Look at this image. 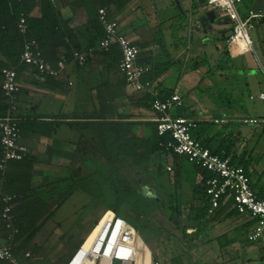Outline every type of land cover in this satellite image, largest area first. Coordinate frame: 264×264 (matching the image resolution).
<instances>
[{
  "label": "crops",
  "instance_id": "crops-1",
  "mask_svg": "<svg viewBox=\"0 0 264 264\" xmlns=\"http://www.w3.org/2000/svg\"><path fill=\"white\" fill-rule=\"evenodd\" d=\"M95 1L52 0L63 22L64 41L43 53L53 65L65 61L66 69L58 79L41 76L30 67L18 76L21 91L16 105L23 123L20 144L29 150V158L24 164L9 162L6 172L0 171V239L8 238L1 220L3 195L21 192L14 203L17 218L27 217V222L34 220L39 225L53 215L25 249H19L24 240L14 242V249L20 250L17 258L21 264H57L47 243L40 242L43 232L63 201L76 192L73 180L89 176L97 161L104 162L94 146L96 131L88 124L122 123L131 154L125 159L124 172L158 206L150 220L168 235L169 243L162 246L165 261L161 262L139 234L140 260H145L139 264H264V243L249 240L256 220L239 215L231 196L214 215L197 219L204 208L207 183L195 165L163 151L136 163L135 158L147 153L144 142L157 132V114L145 106L148 94H138L127 86L118 68L121 57L115 60L98 52L84 65L77 62L79 54L97 48L103 39V32L96 28ZM37 2L31 16L40 19L42 4ZM107 9L109 19L140 48L139 63L152 68L145 80L154 83L157 97L178 93L184 101L180 116L215 125L206 137L213 151L235 166L250 162L252 187L257 194L264 191V154L255 155L264 125L248 124L252 126L247 131L236 126L241 121L264 120L262 113L243 101L247 97L264 102L263 19L250 34L253 48L249 50L232 41V23L207 1L111 0ZM238 10L244 19L250 12L264 16V0H241ZM210 12L215 13L212 20ZM5 62L0 52V65ZM1 71L0 67V86ZM217 120L226 123L216 124ZM40 203V211L31 216L30 210ZM101 212L96 226L106 213L102 207ZM93 231L74 251L61 255V264L69 261ZM26 253L31 254L30 259L25 258Z\"/></svg>",
  "mask_w": 264,
  "mask_h": 264
},
{
  "label": "built area",
  "instance_id": "built-area-1",
  "mask_svg": "<svg viewBox=\"0 0 264 264\" xmlns=\"http://www.w3.org/2000/svg\"><path fill=\"white\" fill-rule=\"evenodd\" d=\"M101 1V0H97ZM201 2L202 0H195ZM241 0H207L212 10H219L223 17L228 18L233 25L232 41L242 44L252 50L253 44L250 31L256 27L264 16L250 12L244 19L238 10ZM98 20L102 25L105 36L99 46L90 47L77 56L79 65H84L88 59L98 52L107 53L113 47L121 52L119 72L124 77L127 86L138 94H151L155 97L152 110L157 114V131L165 141L160 146L168 153L184 157L186 160L210 174L207 181L206 195L210 201L209 214L214 215L220 209L223 198L231 196L233 207L239 215H249L256 220L255 228L249 235L251 242L264 243V200L257 197L252 189V180L244 167L235 166L227 159L214 155L192 133L199 123L184 116L174 114L180 110L184 101L175 93L162 101L155 94V85L146 81L145 77L152 72L149 65L140 64V48L125 34L117 22L109 19L108 9L98 10ZM19 33L26 37L28 34L27 20L22 15L18 23ZM21 64L34 69L39 75L58 79L66 69L65 61L56 65L50 63L36 40L26 39L21 56ZM1 90L6 104V110L0 117V171L5 173L9 162H22L29 155V150L20 144L21 119L18 117L16 97L21 91L18 83L17 70L4 68L1 71ZM263 98V97H262ZM216 124L224 125L226 120H217ZM246 124H264V120H246ZM169 171L171 169L169 168ZM16 195H3L4 209L1 215L3 227L7 232V244L0 246V262L6 264H21L14 252V242L20 231L16 226L14 203ZM95 234L90 243L88 240L78 248L66 264H86L90 257H94V264H135L140 256V237L136 228L124 218L111 212H106L95 227ZM30 259L31 254L26 253ZM153 264H160L154 262Z\"/></svg>",
  "mask_w": 264,
  "mask_h": 264
},
{
  "label": "trees",
  "instance_id": "trees-1",
  "mask_svg": "<svg viewBox=\"0 0 264 264\" xmlns=\"http://www.w3.org/2000/svg\"><path fill=\"white\" fill-rule=\"evenodd\" d=\"M110 1L111 0L95 1L97 11L101 7L108 8ZM205 1L207 0H202L201 2L205 3ZM41 4L42 17L37 19L31 16L38 5L37 0H0V52L6 60L5 63H1V69L14 68L17 70V74L19 76L21 71L28 67L27 65L21 64V56L26 39L36 40L42 51L56 47L63 43L64 35L60 30V26L63 24V22L61 21L59 14L56 12L52 0H41ZM22 15H24L26 18L28 25V34L26 37L22 36L18 31V23ZM96 28L103 32L104 38L105 32L98 19ZM105 54L108 56H113L115 60L121 57V52L117 47H113ZM172 95L173 94L171 92L169 95L163 97L160 96L157 98L165 101ZM154 100L155 98L152 97L151 94H148L146 100L147 104L145 106L152 107ZM5 110L6 104L0 87V117L3 115ZM22 125L23 123L21 121V129ZM88 125L94 127L96 131V136L94 138L96 145L94 146L103 156L104 162L97 161L96 170L89 176L74 179L73 189L75 191L80 189L90 194L95 200L99 202L100 205H102V208H104L106 212H111L124 218L131 225H133L139 233L138 226L133 223V221H148L150 220L153 213L157 211V209L152 201L142 195L138 181L132 179L130 180L124 172V166L126 164L125 159L131 155L128 147L126 146L128 139L125 134L126 131L124 126L122 123L107 122L98 124L90 123ZM214 129H216V126L213 124H199L198 128L193 131L192 135L214 155H217L222 159H226L219 151H213L210 140H207L206 138L208 133L212 132ZM163 141H165V138L160 137L157 131L151 140L144 142L147 153L135 158L136 163L140 164L145 162L146 160L150 159V157L157 151L166 152L164 148L160 146V143ZM28 158L29 157L27 156V158L22 161L21 164H24ZM230 163L235 165L233 162ZM250 164V162H242V166L245 168L246 172H248ZM197 168L205 176L204 183H207L208 179L210 178V174L200 167ZM252 189L254 190L253 187ZM20 194L21 192L15 194L17 196L16 201H18ZM257 197L264 200V191H262L260 194H257ZM226 198L222 199L221 206L223 205ZM202 201L204 203V208L198 214L199 216L197 219L199 220H202V218L208 215L210 208V201L206 195V191L205 198H203ZM42 206V203L36 204L30 210V215L33 216L38 213ZM52 215L53 213H51V215L39 225L34 223V220L27 222V217L17 218L16 216L15 223L20 233L16 237L15 241L19 243L21 240H24L19 249H25L29 243L33 241L37 233ZM38 251V248L34 249V253H37ZM14 252L17 256L20 250L17 252L14 249ZM144 252L146 258L149 259V254L145 248ZM140 261L142 263L145 262V260H140L139 256L135 264H139ZM46 263L52 264L49 262ZM0 264L4 263L0 262ZM86 264H89V262Z\"/></svg>",
  "mask_w": 264,
  "mask_h": 264
},
{
  "label": "rangeland",
  "instance_id": "rangeland-1",
  "mask_svg": "<svg viewBox=\"0 0 264 264\" xmlns=\"http://www.w3.org/2000/svg\"><path fill=\"white\" fill-rule=\"evenodd\" d=\"M250 34L252 35V31H250ZM175 35L179 37V34L175 33ZM261 72L264 75V69L261 70ZM226 98L227 97H224V99ZM243 101L254 111L257 112L258 110V114L262 113V115H264V102H259L257 100L255 102L249 101L247 97L244 98ZM181 110L182 109L174 111V114L180 115L179 112H181ZM248 124L241 121L240 125L237 124L236 126H240L242 131H247L249 127L252 126ZM258 143L259 145L257 144L258 147L255 153L256 156L264 154V131ZM153 204L157 209L158 206L156 203ZM101 207L102 205H100L97 200L80 189L73 192L71 196L69 195L68 198L63 201L60 208L48 222L45 229L46 232H43L44 234L40 240V242L45 241L47 243V248L49 247L51 253L54 254L52 258L58 260L57 264H61L64 261L62 257L64 254L66 255L67 251L70 252L71 249L74 251L75 247L81 244L88 236L90 230L92 228L95 229V222L102 215ZM133 223L138 226L142 241L149 247L155 258L164 262L165 250L162 246L169 245L168 235L161 231L160 227L155 224L153 219L148 221L136 220L133 221ZM56 229H59L58 232L53 234ZM94 235L95 234H92L89 237L88 243L91 242ZM50 237L51 241H49ZM62 237H64L63 240H60ZM89 264H94V261L90 260Z\"/></svg>",
  "mask_w": 264,
  "mask_h": 264
},
{
  "label": "water",
  "instance_id": "water-1",
  "mask_svg": "<svg viewBox=\"0 0 264 264\" xmlns=\"http://www.w3.org/2000/svg\"><path fill=\"white\" fill-rule=\"evenodd\" d=\"M215 13L214 12H210L208 14V17L212 20V18L214 17ZM264 22V19L262 20ZM7 244L6 240L0 239V246H4Z\"/></svg>",
  "mask_w": 264,
  "mask_h": 264
},
{
  "label": "bare ground",
  "instance_id": "bare-ground-1",
  "mask_svg": "<svg viewBox=\"0 0 264 264\" xmlns=\"http://www.w3.org/2000/svg\"><path fill=\"white\" fill-rule=\"evenodd\" d=\"M90 260L95 261V258H94V257H90V258L87 260V262H89Z\"/></svg>",
  "mask_w": 264,
  "mask_h": 264
}]
</instances>
